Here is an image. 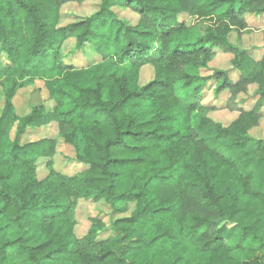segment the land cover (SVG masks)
Wrapping results in <instances>:
<instances>
[{
    "label": "trees",
    "instance_id": "trees-1",
    "mask_svg": "<svg viewBox=\"0 0 264 264\" xmlns=\"http://www.w3.org/2000/svg\"><path fill=\"white\" fill-rule=\"evenodd\" d=\"M68 1L89 0H0V264H264V138L249 134L263 116L264 33L259 59L229 40L264 0H91L94 12L63 23ZM218 50L237 79L202 73ZM76 52L89 63L72 65ZM36 80L46 100L18 115L15 95ZM211 80L214 95L234 101L253 84L258 99L223 125L201 101ZM52 123L56 137L22 141ZM59 140L82 170L54 168ZM80 199L118 216L78 237Z\"/></svg>",
    "mask_w": 264,
    "mask_h": 264
},
{
    "label": "rangeland",
    "instance_id": "rangeland-1",
    "mask_svg": "<svg viewBox=\"0 0 264 264\" xmlns=\"http://www.w3.org/2000/svg\"><path fill=\"white\" fill-rule=\"evenodd\" d=\"M95 10V1L89 0L81 4L71 1L65 2L62 7V22L66 23L68 21L77 19L78 17L87 16ZM118 15L128 18L132 23H135L137 19V15L129 9H118ZM247 22L248 30L244 33H241L239 36H237L236 32H232L229 36V40L232 45H236L239 49L246 50L254 59H259L261 56V46L263 44L262 36L264 33V14L259 16H248ZM69 44L70 43H68V46ZM91 57L92 55H84L83 53L76 52L75 55L69 59V61L72 65L84 66L89 63ZM232 58L233 55L230 52L218 50L215 59L209 63V68L202 70V73L207 75L210 74L213 69H224L230 71L231 78L235 80L237 78L236 71H234L232 68ZM152 76V67H143L141 69L140 82L145 83L150 80ZM255 89L256 86L253 84L248 86L247 92L239 94L233 101L230 99L229 91H221L217 95H214L213 81L211 80L205 87L201 101L205 105H213L216 107L215 110L210 112V116L215 121L220 122L223 125H228L237 114V112L234 110L235 107L250 109L254 106L258 99ZM2 96L3 94L0 87V109L2 106ZM46 98L47 92L43 82L41 80H36L29 86L18 90L13 99L16 113L18 115H23L29 110L30 106L45 101ZM261 111L263 116L259 125L249 131V134L254 138H264V103L261 107ZM197 121V116L193 115V122L196 124ZM15 128L16 123L10 128L4 139H2L1 147L3 150H7L9 140L13 138ZM56 135L57 127L56 124L52 123L43 128L40 127L34 130H29V132L22 137V141L38 139L42 137H56ZM73 155L74 153L72 147L59 140L56 145L55 154L52 157L54 168L66 174H73L82 170L84 168L83 164L76 162L73 158ZM47 171L48 169L45 166V160L43 158L39 159L37 162L38 176L40 178L43 177ZM131 210L132 205L126 214H128ZM117 216L118 214H113L109 206L103 201L96 202L92 199H80L76 207L77 224L74 228L75 232L78 237L83 236L88 231V228L92 222V218H99L108 227L112 219L116 218ZM30 231L31 236L28 240H30L31 243L37 242L39 240L37 231L33 227L30 229ZM110 234V229H103L99 233L98 238L104 239Z\"/></svg>",
    "mask_w": 264,
    "mask_h": 264
}]
</instances>
